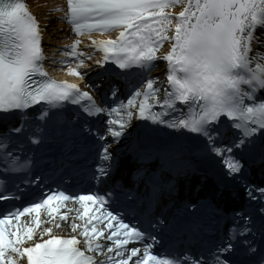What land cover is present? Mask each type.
Returning a JSON list of instances; mask_svg holds the SVG:
<instances>
[{
	"label": "snow or ice",
	"instance_id": "snow-or-ice-1",
	"mask_svg": "<svg viewBox=\"0 0 264 264\" xmlns=\"http://www.w3.org/2000/svg\"><path fill=\"white\" fill-rule=\"evenodd\" d=\"M176 4L182 5L178 12L168 11ZM62 18L76 35L65 46L68 50L64 53L74 60L62 62L67 65L65 71L81 78L86 54L78 46L79 37L85 32L115 29V37L89 35L88 39L90 46L102 52L96 64L103 66L111 60L126 71L150 70L155 66L153 62L161 46L168 41L169 47L163 53L167 61L163 94H160L161 87L156 86V79L149 76L140 86H133L126 100L114 101L109 107L98 105L92 94L77 83L48 75L43 66V34L25 0H0V121L13 112L20 113L19 124L3 133L5 142L11 144V134L23 130L20 127L25 124L23 110L31 105L41 101L50 105L64 101L78 104L86 99L84 111L90 116L107 114L102 130L88 129L100 141L108 136L115 141L127 135L126 129L138 116L172 129L199 134L205 148L223 156L228 175H235L237 179H241L243 171V150L255 144L257 135L260 159L264 161V97H259L264 91V52L257 50L253 55L254 43L264 45L255 31L258 26L264 27V0H66ZM116 92L113 85L114 97ZM155 105H159V111ZM178 109L180 115L166 118ZM39 115L43 119L48 112L45 109ZM222 118L226 119L227 127H221ZM9 127L5 125L6 129ZM229 129L232 135L224 143ZM31 140L37 142L39 137L33 134ZM234 149L240 154L239 159L233 155ZM152 151L157 153L161 167L172 157L171 150L164 146L142 150L138 155L143 159ZM99 155L102 161L111 160L113 152L107 143L101 145ZM4 160L9 166H18L17 158L7 148ZM109 166L97 165L94 178L106 175L105 169ZM152 182L155 189L157 182ZM242 183L251 197L254 186L246 180ZM259 193L264 201V188ZM66 201L79 202L81 207L69 206ZM105 204L106 197L98 193L70 196L65 191H56L22 209L0 213V264H130V261L181 264L180 259L171 255L154 254L152 243L143 244L142 255L140 248L128 247L129 241H141L146 233L126 223ZM184 206L193 212L199 207L190 202ZM61 208L68 210L61 211ZM42 210L47 219L41 216ZM69 212L73 213L69 225L71 234H58L54 228L61 225L56 217L67 221ZM25 214L27 217L22 222ZM258 214L264 237V207ZM241 218L245 221L240 227L241 234L252 235L247 227L248 216ZM148 238L156 239L150 234ZM236 239L241 240L246 252L255 251L254 241L239 236ZM217 251L228 252L229 258L217 257L215 264H240L231 258L239 251L232 238L222 242ZM190 259L191 264H203L201 260ZM258 264H264V255Z\"/></svg>",
	"mask_w": 264,
	"mask_h": 264
},
{
	"label": "bare ground",
	"instance_id": "bare-ground-1",
	"mask_svg": "<svg viewBox=\"0 0 264 264\" xmlns=\"http://www.w3.org/2000/svg\"><path fill=\"white\" fill-rule=\"evenodd\" d=\"M54 1V0H27V2L31 5L32 9L36 12V14L40 17V27L45 34L49 35H57L60 31L59 27L60 25L56 24L54 21L58 18L56 15L47 13L46 8L50 7L48 5V2ZM181 4H176L174 7L171 9H168L170 12H178L181 8ZM43 16V18H42ZM59 20V19H58ZM64 29V28H63ZM256 35L259 36L262 39V34L264 33L263 28H258L255 30ZM114 35H117V31ZM61 33V32H60ZM93 37H100V38H105L106 35L101 32H95L92 34ZM113 36V35H112ZM169 47V42L165 41V43L161 46L160 52L156 58L157 61V69L152 73V78L156 79V86L161 87V93H163V85L166 83V60L163 59V53L167 51ZM89 48H92L93 50L91 53H98L101 52L100 50L94 49L92 46ZM259 50L261 52H264V45L262 44H253V55H255V52ZM132 125H135L138 123L137 119L133 118L132 120ZM126 131H129V129H126Z\"/></svg>",
	"mask_w": 264,
	"mask_h": 264
}]
</instances>
